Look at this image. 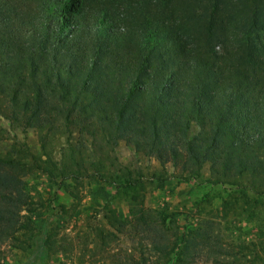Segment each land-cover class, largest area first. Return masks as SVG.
Here are the masks:
<instances>
[{"label": "trees", "instance_id": "obj_1", "mask_svg": "<svg viewBox=\"0 0 264 264\" xmlns=\"http://www.w3.org/2000/svg\"><path fill=\"white\" fill-rule=\"evenodd\" d=\"M31 2L0 0V100L13 120L38 131L47 161L60 121L68 134L123 142L170 165L182 182L209 165L214 184L246 202L248 194L264 199V0ZM74 155L69 147L71 163ZM34 166L47 172L0 156V247L31 229L24 177ZM134 185L125 179L119 187L127 195ZM107 219L120 225L113 214ZM194 233L146 238L158 256L152 264H191L202 249L223 253ZM34 242L24 264H46V230ZM249 244L223 259L263 262L264 237Z\"/></svg>", "mask_w": 264, "mask_h": 264}, {"label": "rangeland", "instance_id": "obj_2", "mask_svg": "<svg viewBox=\"0 0 264 264\" xmlns=\"http://www.w3.org/2000/svg\"><path fill=\"white\" fill-rule=\"evenodd\" d=\"M51 134L49 162L38 131L13 120L0 100V156L36 163L49 172L34 166L24 177L35 208L31 229L1 245L0 264H24L43 230L53 242L46 264H152L158 256L146 238L174 242L187 229L195 230L196 238H212L223 250L216 256L202 249L191 264H230L232 257L223 259L225 254L246 252L243 246L250 248L251 241L264 237V199L248 194L246 202L235 188L214 184L209 165L196 180L182 182L170 165L161 167L123 142L107 145L76 129L70 135L60 121ZM69 147L75 154L72 163ZM125 179L135 184L127 195L119 187ZM224 201L234 204L225 208ZM112 214L120 225H109ZM252 256L246 258L252 261ZM260 256L264 259L263 252Z\"/></svg>", "mask_w": 264, "mask_h": 264}]
</instances>
